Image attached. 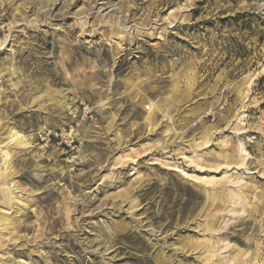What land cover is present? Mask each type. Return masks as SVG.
<instances>
[{"label":"rangeland","instance_id":"374dc122","mask_svg":"<svg viewBox=\"0 0 264 264\" xmlns=\"http://www.w3.org/2000/svg\"><path fill=\"white\" fill-rule=\"evenodd\" d=\"M0 43V264H264V0H0Z\"/></svg>","mask_w":264,"mask_h":264},{"label":"bare ground","instance_id":"6f19581e","mask_svg":"<svg viewBox=\"0 0 264 264\" xmlns=\"http://www.w3.org/2000/svg\"><path fill=\"white\" fill-rule=\"evenodd\" d=\"M1 44V43H0ZM1 46V45H0ZM147 110V116H146V123L149 125L150 124V120L152 118V115L154 113V110H155V105H150L146 108ZM148 128V127H147ZM9 139L12 141V142H15V143H20L22 142L20 139H19V135H18V132L15 131L13 129V127H11L9 129ZM194 140V142L197 143V147H202L206 144L203 140H200L199 138H190V142ZM199 150V149H198ZM10 156H11V151H9L7 148L6 149H1L0 148V176L4 177L6 172L8 171L9 169V166H10ZM186 157V156H185ZM188 158V157H187ZM186 158V159H187ZM11 182V179L10 178H7L6 181H4V184L8 183V187L6 189V191L4 192V197H5V200H6V203L7 204H10L11 207H17L19 206V203L17 202V200L15 199V196H12L11 193L9 192L12 187H10L12 185ZM10 184V185H9ZM5 203V204H6ZM14 209V208H13ZM18 212V209L15 208ZM11 221V220H10ZM11 222L9 221H5L4 220V225H10ZM12 227V226H11ZM15 227V226H14ZM13 227V228H14ZM8 230V229H7ZM17 233V232H16ZM16 235V234H15ZM12 236V234H11ZM216 255V254H215ZM205 258V257H204ZM208 258V257H207Z\"/></svg>","mask_w":264,"mask_h":264},{"label":"water","instance_id":"95a60500","mask_svg":"<svg viewBox=\"0 0 264 264\" xmlns=\"http://www.w3.org/2000/svg\"><path fill=\"white\" fill-rule=\"evenodd\" d=\"M192 147H193V149H196V150L201 149V147H197V143L194 141L192 143Z\"/></svg>","mask_w":264,"mask_h":264}]
</instances>
